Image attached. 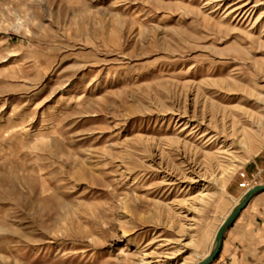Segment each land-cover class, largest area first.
I'll return each instance as SVG.
<instances>
[{"label":"rangeland","instance_id":"374dc122","mask_svg":"<svg viewBox=\"0 0 264 264\" xmlns=\"http://www.w3.org/2000/svg\"><path fill=\"white\" fill-rule=\"evenodd\" d=\"M261 152L264 0H0V264H196Z\"/></svg>","mask_w":264,"mask_h":264},{"label":"crops","instance_id":"0c3cea01","mask_svg":"<svg viewBox=\"0 0 264 264\" xmlns=\"http://www.w3.org/2000/svg\"><path fill=\"white\" fill-rule=\"evenodd\" d=\"M249 173L262 172L264 152L251 160ZM212 264H264V190L255 194L226 229Z\"/></svg>","mask_w":264,"mask_h":264},{"label":"water","instance_id":"95a60500","mask_svg":"<svg viewBox=\"0 0 264 264\" xmlns=\"http://www.w3.org/2000/svg\"><path fill=\"white\" fill-rule=\"evenodd\" d=\"M264 190V183L262 184H256L252 188H250L241 198L239 203L233 208V210L229 213L227 218L224 220L223 224L218 229L215 239H214V246L212 250L209 252V254L201 260L198 264H212L219 252L221 242L224 236V233L226 229L231 225V223L234 221L236 216L239 214V212L244 208V206L247 204V202L258 192H261Z\"/></svg>","mask_w":264,"mask_h":264},{"label":"bare ground","instance_id":"6f19581e","mask_svg":"<svg viewBox=\"0 0 264 264\" xmlns=\"http://www.w3.org/2000/svg\"><path fill=\"white\" fill-rule=\"evenodd\" d=\"M243 4L246 5V3H243ZM243 4H242V5H243ZM236 10H237V9H232V8H231V12H232V11H236ZM248 190H249V189H248ZM248 190H247V191H248ZM247 191H246V192H247ZM244 194H245V193H244ZM244 194H243V195H244ZM242 197H243V196H242ZM242 197H241V198H242ZM240 200H241V199H240ZM240 200H239V201H240ZM238 203H239V202H238ZM238 203H237V204H238ZM237 204H236V205H237ZM236 205H235V206H236ZM235 206H234V207H235ZM232 210H233V209H232ZM232 210H231V211H232ZM231 211H230V212H231ZM228 215H229V214H228ZM226 218H227V217L225 216V217L223 218V220H225ZM223 220L221 221V223H220V225H219V228H220V226L223 224V223H222V222H224ZM219 228H217V229H219ZM217 229L215 230L216 232L214 233V235H213V237H212L210 248L205 252V254L200 258V260H203V259L209 254V252L212 250L211 248H213L212 246H214V239H215L216 233H217V231H218ZM163 240L166 241L165 239H163ZM145 255H146V257L144 256L145 259L142 260V261H144V264H158L159 262H161V261H159V260H157V259L154 260L153 257H151L149 254H145ZM157 257H160V255H158ZM200 260H198L196 264H198V263L200 262ZM133 264H138V263H133Z\"/></svg>","mask_w":264,"mask_h":264},{"label":"built area","instance_id":"2783aa9c","mask_svg":"<svg viewBox=\"0 0 264 264\" xmlns=\"http://www.w3.org/2000/svg\"><path fill=\"white\" fill-rule=\"evenodd\" d=\"M240 175H241L242 177H244V173H241ZM245 186L248 187L249 184L246 182V183H245Z\"/></svg>","mask_w":264,"mask_h":264}]
</instances>
